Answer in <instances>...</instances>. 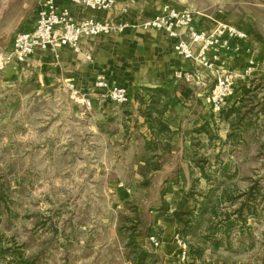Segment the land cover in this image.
Instances as JSON below:
<instances>
[{"label": "rangeland", "instance_id": "rangeland-1", "mask_svg": "<svg viewBox=\"0 0 264 264\" xmlns=\"http://www.w3.org/2000/svg\"><path fill=\"white\" fill-rule=\"evenodd\" d=\"M159 1L199 13L253 8L264 18V0ZM39 2L0 0V264H264V103H245L242 122L213 120L207 132L214 139L192 142L173 159L178 170H140L144 158L164 157L143 149L136 108L88 111L62 81L3 64L13 34L32 25ZM62 47L51 52L58 57ZM259 89L255 84L246 100L264 98ZM138 95L134 102L165 103L162 90ZM166 185L188 225L173 234L183 235L188 251L202 249L200 257L188 253L182 261L174 244L178 256L166 258L149 241L161 239L158 219L172 222L161 199Z\"/></svg>", "mask_w": 264, "mask_h": 264}, {"label": "crops", "instance_id": "crops-1", "mask_svg": "<svg viewBox=\"0 0 264 264\" xmlns=\"http://www.w3.org/2000/svg\"><path fill=\"white\" fill-rule=\"evenodd\" d=\"M162 3L159 0H135L128 10L123 12L121 2L111 9L103 10L58 0L57 4L66 7L76 21L94 17L100 20L112 19L118 23L127 22L128 26L123 32L110 36L83 37L78 43L79 51L63 46L58 52V57L48 49H37L22 64L23 67L33 68L40 81L47 83L62 81L67 89L68 84H73L78 90H83L100 76L105 77L110 83L124 86L127 90L129 88L131 103L119 106L130 104L137 109L138 122L146 130L142 136L143 149L150 154L149 156L164 157L163 161L158 160V163L153 162L152 158H149L151 159L149 161L148 158L139 161L140 170L147 168L152 172L163 171L170 165H172L170 170H178L173 159L179 154L186 153L193 145L192 142L202 140V135L207 139H214L211 131L207 132L213 120L217 122L220 117L228 120L234 116L242 122L246 117V113L242 112L246 109L245 103H251V107L264 103V98L246 100L257 83L260 84L259 90L264 95L262 14L253 8L244 9V13L239 14L229 7L197 14L199 26L204 29H213L221 23H226L246 34L245 39H233L230 48L222 52L221 58L228 62L229 68L235 73V85L226 106L219 113H214L204 100L213 85V80L208 78L203 86L195 87L185 80L173 79L177 72L190 68V63L173 50L174 39L164 31L143 29L140 26L146 18L155 15ZM33 23L21 30L31 29ZM86 53L91 55V60L85 58ZM248 67H251L249 72H245ZM159 90L166 96L165 103L161 104L160 109H157L160 103H139L132 99L134 94H139L137 96L139 97L143 91L152 94ZM100 101L103 103L94 99L91 108L86 109L89 111L100 104V106L115 104L107 99ZM145 106L148 108L145 109ZM153 106L156 109H153ZM157 124L162 131L156 129ZM226 136L228 139L229 133ZM143 165L145 167H142ZM166 186V189L161 191V199L170 204L169 212L172 214L179 199L176 197L168 199V195L174 196V192L172 186ZM157 223L162 224L163 229L161 236L163 255L166 258H176L178 253L172 241V234L178 225L174 221L166 222L159 219Z\"/></svg>", "mask_w": 264, "mask_h": 264}, {"label": "built area", "instance_id": "built-area-1", "mask_svg": "<svg viewBox=\"0 0 264 264\" xmlns=\"http://www.w3.org/2000/svg\"><path fill=\"white\" fill-rule=\"evenodd\" d=\"M58 0H40L34 25L29 30H19L13 34L9 48L3 56V64L21 65L35 50L54 51L58 47L68 46L79 51V41L83 37L114 35L124 31L127 22H115L112 19L100 20L87 17L76 21L66 7L59 6ZM91 9H111L121 2V10H128L135 0H63ZM197 11L188 7L178 8L170 3L158 6L153 17L146 18L140 26L143 29H158L174 39L173 50L190 63V68L177 72L173 79H182L195 87H201L208 78L213 85L204 100L214 113H219L233 93L235 73L224 61L222 52L230 48L233 39H245L246 34L226 23L213 29L199 26ZM85 58L91 60L86 53ZM253 64L252 61H249ZM248 67L245 72H249ZM68 88L85 108H91L94 99H107L117 105L129 102L126 87L110 83L105 77H98L86 90H78L73 84ZM151 245L160 247L159 235L149 236ZM173 242L179 251L180 260L188 256L187 243L181 233L173 234Z\"/></svg>", "mask_w": 264, "mask_h": 264}, {"label": "trees", "instance_id": "trees-1", "mask_svg": "<svg viewBox=\"0 0 264 264\" xmlns=\"http://www.w3.org/2000/svg\"><path fill=\"white\" fill-rule=\"evenodd\" d=\"M238 120H240V119H238ZM179 206H181L180 202L178 204V208H176V210H174L172 212V214H171V216H172V220L171 221H174L179 226L182 225V224H184L185 226H188L187 223H185V222H187V220H184L182 218V213L180 212L181 210H180ZM186 234H187V232H186ZM212 246H214V247L218 246V241L214 240ZM188 253L190 254V256H193V257L197 258V257L201 256L202 249L194 250V248L192 247V251L190 250V251H188Z\"/></svg>", "mask_w": 264, "mask_h": 264}]
</instances>
